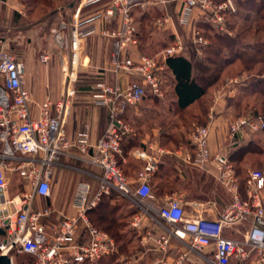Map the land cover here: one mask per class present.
<instances>
[{
    "label": "built area",
    "instance_id": "obj_1",
    "mask_svg": "<svg viewBox=\"0 0 264 264\" xmlns=\"http://www.w3.org/2000/svg\"><path fill=\"white\" fill-rule=\"evenodd\" d=\"M173 1L85 0L82 4L85 8L105 5L87 18L74 21L73 54L71 67L65 69L64 96L57 101L47 99L40 106L38 117L32 113L30 92L23 85L25 63L5 45L0 48V255L9 256L13 262L18 255H28L35 259L34 264H87L118 254L116 240L96 227L89 217V212L104 197L117 194L136 212L132 230L141 231L144 219L160 229L156 240L158 252L167 254L173 241L178 244L174 264H264V170L248 171L243 193L229 154L219 151L212 155L210 151V126L193 129L190 143L194 152L187 153L186 159L204 169L213 164L216 179L232 194L231 203L217 219L200 214L188 216L180 195H170L160 207H155L152 179L159 169L158 160L148 159L136 182L120 166L123 142L134 132L125 120L127 111L142 104L149 95L164 99L166 60L186 54L183 39L176 36L173 45L160 54L134 55L133 50L139 46L135 11L166 8ZM176 1L181 6L179 22L191 31L199 57L203 56L209 40L198 29V21L211 24L220 34L233 35L230 17L238 12L237 0ZM96 21L111 24L100 31V36L114 40L111 72L127 76L128 81L110 84L99 76L90 85L89 95L109 115L106 131L93 143L89 126L70 136L65 119L78 95L77 72L83 39L95 31L91 26ZM169 23V17L158 21L161 27ZM41 60L48 63L50 55L44 54ZM245 82L242 75L227 78L213 94L212 111L230 89ZM262 130V114L235 118L228 129L229 153ZM158 152L167 154L165 149ZM60 169L83 177L76 182L69 213L62 212L52 202L54 179ZM9 174L21 180L15 195L9 193ZM38 199L50 203L35 206ZM209 204L194 206L205 209ZM140 260L139 256H121L117 261L139 264ZM156 264L164 262L157 260Z\"/></svg>",
    "mask_w": 264,
    "mask_h": 264
},
{
    "label": "crops",
    "instance_id": "obj_2",
    "mask_svg": "<svg viewBox=\"0 0 264 264\" xmlns=\"http://www.w3.org/2000/svg\"><path fill=\"white\" fill-rule=\"evenodd\" d=\"M84 1L0 0V44L3 43L6 48L11 47V50L13 47V55L26 65L23 85L30 92L31 109L35 117L39 116V108L47 99L57 101L64 96L65 69L71 67L73 54L71 32L74 21L87 18L105 5V3H99L85 8L82 5ZM151 9L160 10L162 17L160 16L159 20L170 18V23L167 26L161 27L157 23L161 32H169L174 40L176 36H180L178 28H184V26L179 22L181 6L176 0L166 8L148 7L146 11L136 10L135 16L139 29L141 20L149 19L151 16ZM199 22L201 20L197 24ZM110 26L111 24L108 22L96 21L91 26L95 31L83 39L77 72L78 95L76 99L78 101L74 102L70 114L65 119V128L70 136L89 126L93 143H96L106 131L109 115L107 109L98 106L92 97L88 96L89 90L85 81L87 59L94 58L95 64L101 71L98 73L99 76L106 79L108 83L120 84L128 81L127 76H117L111 72V53L114 50V40L100 36V31ZM141 44L142 41L139 39L138 48L133 50L134 55L140 54L138 50ZM44 54L50 55L48 63H43L41 60ZM88 54L92 56L88 57ZM242 77L246 81L248 74L243 73ZM246 84L247 82L230 89L214 111H212V100L208 101L209 109L205 115V124L211 127L210 151L212 155L221 151L231 157V154L238 148L253 140L254 136H249L241 146L229 153L231 151L228 137L229 125L239 115V110L231 101L242 95ZM87 97L91 99L89 102L86 101ZM137 108L129 109L125 118L130 113H134ZM190 125L194 127L196 124L191 123ZM186 126L188 124L179 121L171 125L169 131H164L162 123H159L158 127L151 123H144L141 125L142 132L140 129L137 131L133 129L130 141L126 144L123 155L119 159L120 166L127 177L136 182L138 172L148 159L158 160L159 169L152 179L155 196L153 205L158 208L166 197L180 195L184 198V208L188 216L200 214L208 219H217L224 208L231 203L233 196L223 186L215 190L217 171L213 164L208 165L209 169H204L196 165L195 161L190 162L186 159L187 153L194 152L190 143V135L193 130L186 132ZM159 149L167 150V154H160ZM235 169L237 173V168ZM82 178L72 171L58 170L57 177L54 179L52 202L54 204L57 202L62 212H64L66 202L72 200V197L70 198V183L72 180L78 181ZM88 179V177L84 178L85 181ZM9 180L11 183L9 193L15 195L19 191L21 180L13 174H9ZM59 186L61 192L58 189ZM113 202L123 203L120 211H125L126 214L135 212L129 202L117 194ZM47 203L50 201L38 199L35 206ZM208 203L210 204L205 209H197L194 206L195 204ZM133 216L130 218L129 231L137 234L132 243L136 246L133 256L141 258L139 264H156L157 260L163 261L164 264H174L178 244L173 241L167 254L158 252L156 240L159 237L160 229L149 219H144L143 229L138 232L134 231L131 228ZM239 228L245 231V228ZM229 232L227 231V234Z\"/></svg>",
    "mask_w": 264,
    "mask_h": 264
},
{
    "label": "trees",
    "instance_id": "obj_3",
    "mask_svg": "<svg viewBox=\"0 0 264 264\" xmlns=\"http://www.w3.org/2000/svg\"><path fill=\"white\" fill-rule=\"evenodd\" d=\"M237 5V14L230 17L229 27L233 31L232 36L220 34L211 24L201 21L197 24V27L202 35L209 40V45L203 48V56L199 57L197 55V47L195 46L192 56H173L166 60L163 91L166 94L167 88H172L177 108L180 111L193 112L192 117L194 120L190 124H205V115L209 106L207 107L204 103L209 100L207 99L208 93L213 86L225 82L226 77H230L227 74L228 70L237 67L239 64L241 68L237 71L238 75L251 74V71L257 67L259 71L257 75H248L249 79L242 95L231 102L235 104L237 110H241L243 103L248 98L260 96L264 110V0H237ZM143 20L147 19L143 18L141 24H143ZM207 29L208 31H206ZM138 36L142 41L141 28H138ZM198 59L200 60L198 66L200 71L210 72V75L201 73L202 75L198 77L195 74L193 62L194 60L198 61ZM147 99L155 102L160 100L153 95H149L145 100ZM255 108L256 106H253L251 110ZM256 111H254V114L257 115ZM262 115L264 116V114ZM182 122L190 125L188 122ZM253 136L251 142L238 148L230 157V161L237 168L243 193L248 175V172L245 174L246 169H244L247 157L249 155L261 156L264 153L262 148L256 151L260 147V142L264 139V130ZM129 141L130 137L124 140L123 150ZM113 201H115V195L108 198L104 197L100 205L89 212V217L96 227L109 233L116 240L118 254L96 263L87 264H113L121 256L132 257L135 253L136 246L132 241L137 237V234L129 231L130 218L135 212L123 213L124 215L120 216L118 212L122 205Z\"/></svg>",
    "mask_w": 264,
    "mask_h": 264
},
{
    "label": "rangeland",
    "instance_id": "obj_4",
    "mask_svg": "<svg viewBox=\"0 0 264 264\" xmlns=\"http://www.w3.org/2000/svg\"><path fill=\"white\" fill-rule=\"evenodd\" d=\"M151 10H152L151 16L149 17V19L143 20V24L140 25L141 34L143 35L142 44L138 50L140 55L160 54L161 52H163V50H165V48H168L169 46L173 45V43H174V39H172L173 37L169 32L166 33V32H161V30H159L157 23H158V20L162 17V13L160 12V10L159 9H157L156 11L153 9H151ZM203 28H205V27H203ZM178 30H179L178 33L180 34V37L183 39L185 46H186V55L192 56L193 52L195 51V45L192 43L191 31L188 28L185 29V27L184 28H178ZM206 31H208V29ZM3 46H4V44L1 43L0 48H2ZM6 49L10 53L13 54V47H12V50H11V47H8ZM90 56H92V55L88 54V57H90ZM90 58H91V60L87 59V63H86L87 73H86L85 81H86V85H87L88 90H89L90 85H92L94 82H96L99 79L98 73L101 72L99 70V67H97V65L95 64L94 58L93 59H92V57H90ZM199 61L200 60L198 59V61L194 60V62H193L195 65V74L198 77L200 75H202L201 73L206 74V75H210V72L200 71V68H198ZM240 68H241V66L239 64L237 67L229 69L227 74H229L230 77L239 76L237 74V71H239ZM258 71H259V68L257 67L251 71V74H248V75L249 76L257 75ZM249 76L247 77L246 82H248ZM227 78H229V77H226V79ZM223 83L221 82L218 85L213 86V88L210 90V92L207 95L208 96L207 99H209V100H206V103H204L205 105H207V107L209 106V102L213 98L214 92L217 89H219ZM166 92H167L166 94L164 92V95H165L164 99H160L159 102L158 101L155 102V101L147 99L142 104L137 106L138 108L134 113H130V115H128V117L125 118V120L132 126L133 129H135V131L140 129V131L142 132L141 125L144 123H151V125H154V126L156 125V127H158L159 123H162L164 125V131H169L168 129H170L171 125H173L174 123H177L179 121H185V122H188L190 124V122H192L194 120L192 117L193 112H190V111L184 112V111H180L177 108L176 103H175V95L173 93V89L167 88ZM88 96H89V94H88ZM90 100L91 99H89V97H87L86 101L89 102ZM76 101H78V99L74 100V102H76ZM207 101H209V102H207ZM203 105H201V106L204 107ZM234 106H235V104H234ZM253 106H256V108L251 110V107H253ZM254 111H256L258 114H261V113L264 114L263 105H262V98L260 96L256 97V98L255 97L254 98H248L243 103L241 110H239V115H237V118L240 116H245V115L251 114V113L254 114ZM203 125L206 126L203 123H198V124H196V127L197 126H203ZM193 128H195V127L188 125L185 127V131L191 132L193 130ZM259 146L260 147L257 148L256 151H259L261 148L264 150V139L260 142ZM244 169H246L245 174L249 170H264V153L261 156L249 155L247 157L246 162H245V168ZM76 182H77V180H72V182L70 183V198L73 195V191H74ZM219 187L222 188V185L216 179L215 190H217V188H219ZM60 188L61 187L59 186L58 189L61 192ZM206 199H208V198H206ZM71 201L68 200L66 202L65 208H64V213H69V210L71 209L69 202H71ZM122 204L123 203H121V205ZM55 206L58 207L57 202H55ZM124 212L119 211L118 215H120V216L124 215L123 214ZM120 229H122V228L120 227ZM128 253H130V252H128ZM117 260L118 259H116L115 263H113V264H121V263H118ZM34 263H35V259L31 256H28V255H18L16 257H14V262H13V264H34Z\"/></svg>",
    "mask_w": 264,
    "mask_h": 264
},
{
    "label": "water",
    "instance_id": "obj_5",
    "mask_svg": "<svg viewBox=\"0 0 264 264\" xmlns=\"http://www.w3.org/2000/svg\"><path fill=\"white\" fill-rule=\"evenodd\" d=\"M0 264H13V261L9 256L0 255Z\"/></svg>",
    "mask_w": 264,
    "mask_h": 264
}]
</instances>
